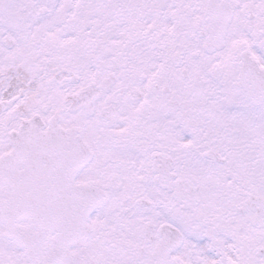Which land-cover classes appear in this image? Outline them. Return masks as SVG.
Listing matches in <instances>:
<instances>
[{"label": "snow or ice", "instance_id": "6c2138e0", "mask_svg": "<svg viewBox=\"0 0 264 264\" xmlns=\"http://www.w3.org/2000/svg\"><path fill=\"white\" fill-rule=\"evenodd\" d=\"M0 264H264V0H0Z\"/></svg>", "mask_w": 264, "mask_h": 264}]
</instances>
